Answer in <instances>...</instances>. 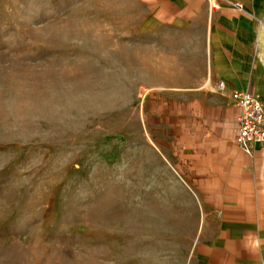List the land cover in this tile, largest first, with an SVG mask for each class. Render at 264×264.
Returning <instances> with one entry per match:
<instances>
[{
	"label": "rangeland",
	"instance_id": "1",
	"mask_svg": "<svg viewBox=\"0 0 264 264\" xmlns=\"http://www.w3.org/2000/svg\"><path fill=\"white\" fill-rule=\"evenodd\" d=\"M146 17L145 0H0V264H193L173 82L187 61L212 91L209 54L200 27L180 52Z\"/></svg>",
	"mask_w": 264,
	"mask_h": 264
},
{
	"label": "crops",
	"instance_id": "2",
	"mask_svg": "<svg viewBox=\"0 0 264 264\" xmlns=\"http://www.w3.org/2000/svg\"><path fill=\"white\" fill-rule=\"evenodd\" d=\"M145 2L147 33L171 32L173 49L186 52L185 32L202 29L212 88L225 80L229 91L248 89L264 100V0ZM182 67V77L173 83L190 101L180 114H190L191 127L180 128L188 142L183 158L194 164L199 208L193 264H264V148L256 144L246 154L236 143L238 108L228 94L194 88L187 61Z\"/></svg>",
	"mask_w": 264,
	"mask_h": 264
},
{
	"label": "built area",
	"instance_id": "3",
	"mask_svg": "<svg viewBox=\"0 0 264 264\" xmlns=\"http://www.w3.org/2000/svg\"><path fill=\"white\" fill-rule=\"evenodd\" d=\"M215 92L227 93L229 100L238 108L236 142L251 155L256 144L264 148V100L248 89L228 90L225 80H219Z\"/></svg>",
	"mask_w": 264,
	"mask_h": 264
}]
</instances>
